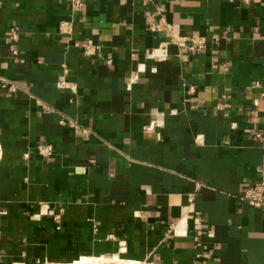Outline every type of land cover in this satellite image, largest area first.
I'll use <instances>...</instances> for the list:
<instances>
[{
    "label": "crops",
    "instance_id": "1",
    "mask_svg": "<svg viewBox=\"0 0 264 264\" xmlns=\"http://www.w3.org/2000/svg\"><path fill=\"white\" fill-rule=\"evenodd\" d=\"M262 94L264 0H0V264H264Z\"/></svg>",
    "mask_w": 264,
    "mask_h": 264
},
{
    "label": "built area",
    "instance_id": "2",
    "mask_svg": "<svg viewBox=\"0 0 264 264\" xmlns=\"http://www.w3.org/2000/svg\"><path fill=\"white\" fill-rule=\"evenodd\" d=\"M70 2V6L72 11H80L83 6H84V0H69ZM166 22L164 21V19H162L159 23H152L151 27L154 30H162L163 25H165ZM20 37V33L17 30L16 27H11L8 33V38L10 40H12L13 42H17L18 39ZM204 47V43L202 40H198V41H194L192 46H190L191 50L194 49H199L202 50ZM95 51V47L92 46H86L85 48V52L87 54H91ZM13 55L14 57H17L19 55V51L17 49H14L13 51ZM3 87H8L11 90H15L16 86L13 83L10 82H4L2 84ZM191 91H194V88H191ZM262 97L264 98V94H262ZM263 116H264V110H263ZM62 124H64V121H61ZM76 128L78 129L79 127L76 126ZM79 130H81V132L84 135L89 134L90 129L88 128H79ZM257 138L261 139L262 138V134L258 133ZM37 150L38 152L44 156V157H49L51 156L54 147L52 144L50 143H40L37 146ZM26 158H28V154H26ZM242 200L246 201L250 206L254 207V208H262L264 207V172L261 175V178L255 182L254 184L250 185L246 191L244 192V194L241 197ZM190 201L192 202V198L190 199ZM57 218V217H56ZM197 220H199V222H201V218H198ZM184 224V221L181 220L180 222L173 224L170 226L169 228V233L173 234V235H182L183 233H185V231L182 229V225ZM198 257H201V254L198 255ZM146 264H155L153 262H146Z\"/></svg>",
    "mask_w": 264,
    "mask_h": 264
},
{
    "label": "bare ground",
    "instance_id": "3",
    "mask_svg": "<svg viewBox=\"0 0 264 264\" xmlns=\"http://www.w3.org/2000/svg\"><path fill=\"white\" fill-rule=\"evenodd\" d=\"M56 264H145V263L121 259L118 255H111V256L102 255L98 257L83 256L69 263L58 262Z\"/></svg>",
    "mask_w": 264,
    "mask_h": 264
},
{
    "label": "rangeland",
    "instance_id": "4",
    "mask_svg": "<svg viewBox=\"0 0 264 264\" xmlns=\"http://www.w3.org/2000/svg\"><path fill=\"white\" fill-rule=\"evenodd\" d=\"M120 257V256H119ZM121 258V257H120ZM121 259H124V258H121ZM70 262H72V261H70ZM56 263H58V262H48V263H45V264H56ZM62 263V262H61ZM64 263H69V262H64ZM145 264H146V262H144Z\"/></svg>",
    "mask_w": 264,
    "mask_h": 264
}]
</instances>
